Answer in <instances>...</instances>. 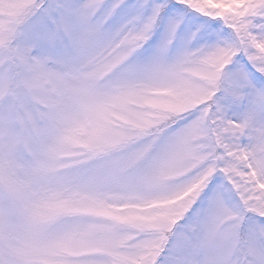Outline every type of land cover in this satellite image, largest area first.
<instances>
[{
    "label": "snow or ice",
    "instance_id": "1",
    "mask_svg": "<svg viewBox=\"0 0 264 264\" xmlns=\"http://www.w3.org/2000/svg\"><path fill=\"white\" fill-rule=\"evenodd\" d=\"M0 264H264V0H0Z\"/></svg>",
    "mask_w": 264,
    "mask_h": 264
}]
</instances>
